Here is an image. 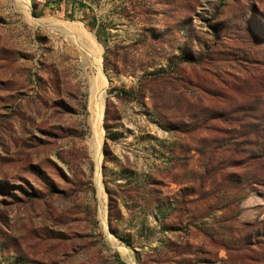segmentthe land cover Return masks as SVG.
Segmentation results:
<instances>
[{"label":"rangeland","instance_id":"374dc122","mask_svg":"<svg viewBox=\"0 0 264 264\" xmlns=\"http://www.w3.org/2000/svg\"><path fill=\"white\" fill-rule=\"evenodd\" d=\"M47 1L0 0V264H235L223 211L189 204L197 140L178 130L203 78L253 100L264 0H76L90 10L35 17ZM235 212L259 234L245 264H264L262 189Z\"/></svg>","mask_w":264,"mask_h":264},{"label":"trees","instance_id":"16d2710c","mask_svg":"<svg viewBox=\"0 0 264 264\" xmlns=\"http://www.w3.org/2000/svg\"><path fill=\"white\" fill-rule=\"evenodd\" d=\"M60 4L69 9V18L74 17L76 12L90 10L80 1L53 0L45 2L39 12L33 5L31 12L35 17H41L46 8L53 10ZM86 25L94 30L98 42L105 46L104 27L94 17ZM186 61L193 62L191 58ZM255 72L259 90L251 102L232 98L230 86L235 77L218 80L221 90L214 85L209 86L203 78L198 85L203 93L196 99L199 106L183 110V116L189 121L178 130L183 136H192L197 140L193 141V167L196 171L187 194L189 204L197 211L200 207L207 212L214 209L223 211L224 223H229L225 231L229 242L226 249L234 253L235 264L253 260L245 257L243 251H246L249 239L259 235L258 229H253L251 225L244 229L245 225L238 221L235 209L253 188H261L264 194V66ZM169 74L163 72L152 79H165ZM119 95L133 98L134 93L120 92ZM205 102L208 105L202 107Z\"/></svg>","mask_w":264,"mask_h":264},{"label":"bare ground","instance_id":"6f19581e","mask_svg":"<svg viewBox=\"0 0 264 264\" xmlns=\"http://www.w3.org/2000/svg\"><path fill=\"white\" fill-rule=\"evenodd\" d=\"M97 116H99V117L101 116V107H100V110H99ZM100 118H101V117H100ZM100 147H101V146H100ZM100 147H99V143H97V147H96L97 149H96V150H98V156H97V157H98V160H100V152H99ZM98 167H99V164L97 165V167H96V171H95V172H96V176H95V177H96V180H97V181H98ZM98 187H99V185H98Z\"/></svg>","mask_w":264,"mask_h":264}]
</instances>
